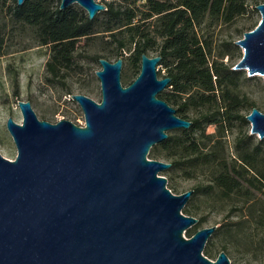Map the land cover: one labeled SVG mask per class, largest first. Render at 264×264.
<instances>
[{"label": "water", "instance_id": "1", "mask_svg": "<svg viewBox=\"0 0 264 264\" xmlns=\"http://www.w3.org/2000/svg\"><path fill=\"white\" fill-rule=\"evenodd\" d=\"M74 3L90 19L106 9L97 0L60 7ZM257 9L259 23L237 40L235 68L264 76V1ZM161 59L143 52L124 85V57H101V100L72 94L84 124L41 119L30 100L19 101L23 121L7 119L17 156L0 152V264H232L225 250L216 259L203 253L217 225L184 235L198 222L182 211L193 189L174 193L159 173L171 162L148 157L169 130L192 123L159 96L171 82L158 75ZM247 119L264 138V111L255 106Z\"/></svg>", "mask_w": 264, "mask_h": 264}, {"label": "trees", "instance_id": "2", "mask_svg": "<svg viewBox=\"0 0 264 264\" xmlns=\"http://www.w3.org/2000/svg\"><path fill=\"white\" fill-rule=\"evenodd\" d=\"M15 1L10 8L12 18L35 27L40 44L51 46L52 53L46 65L52 81L60 77L63 69L75 64L76 43L83 37L108 33L120 56L127 48L131 50L128 58L134 66L143 52L155 49L160 37L158 54L162 59L159 64L168 68L166 75L171 77V82L170 89L162 90L159 96L192 123L189 128H179L177 132L169 130L168 137L155 144L150 154L170 158L171 166L165 172L171 175L176 168L185 169L189 176L198 169L210 171L209 182L193 189L184 207L185 213L194 211V198L204 193L232 202L228 216L245 210L264 225V199L261 198L264 193V138L257 143L253 142L252 134L237 138L236 154L231 159L224 140L227 120L239 118L249 123L247 115L236 111L257 105L248 95L236 90L244 72L211 59V39L204 38L198 28L207 18L232 22L247 11L251 0H109L104 3L106 9L102 19L97 15L90 19L88 13L75 4L62 9L61 2L55 3L56 0H25L22 4ZM139 1L143 3L138 4ZM4 43L0 27V54ZM215 103H218L217 108L189 117L191 106ZM206 123H215L217 131L207 132ZM232 223L236 222H224L216 228L213 238L222 228L232 232ZM198 229L199 225L194 232L190 230V236ZM226 248L223 245V249ZM208 252L206 249V254Z\"/></svg>", "mask_w": 264, "mask_h": 264}, {"label": "rangeland", "instance_id": "3", "mask_svg": "<svg viewBox=\"0 0 264 264\" xmlns=\"http://www.w3.org/2000/svg\"><path fill=\"white\" fill-rule=\"evenodd\" d=\"M97 1L106 3L109 0ZM263 1L251 0L247 11L237 16L232 22L207 18L198 27L204 38L211 39V59L217 60L218 63L223 61L236 69L235 65L243 56V49L237 44V40L243 37L245 31L254 28L259 23L261 13L256 6ZM15 2V0H0V27L5 38L4 49L0 54V152L12 159L17 156L18 150L7 128V119L12 116L18 122L23 121L19 107L20 100H30L41 119L57 122L66 118L78 124H84L83 109L73 99L72 94L83 93L100 101L102 98L101 81L96 74V71L102 68L99 58L104 57L114 61L121 55L108 33L89 38L83 37L76 43L75 64L67 70L63 69L60 77L52 81L46 65L52 53L51 46L40 44L35 27L19 23L12 18L10 8ZM58 2L61 0L55 1V3ZM142 3L143 1L138 2V4ZM74 4L87 13L81 5ZM96 15L101 19L104 18L103 10ZM157 40L155 49L148 50L149 55L159 53L161 49L159 43L162 39L158 37ZM130 54L131 50L128 48L123 54L122 83L124 85L131 83L141 69V60L137 65H132L128 58ZM158 68L159 77L168 73V68L164 64H159ZM239 70L244 72V77L236 90L240 94L248 95L251 100L255 101L257 107L264 111V76L249 75L246 69ZM165 89L169 90L170 87L167 86ZM222 103H225L223 99ZM217 105L218 103L199 107L191 106L189 117L199 116L209 108H217ZM251 110L252 108L245 107L236 112L247 115ZM178 129L175 128L172 131L177 132ZM206 130L209 133H215L217 125L206 123ZM245 134H252L254 143L262 139L252 133L250 121L246 123L239 118L227 120L224 140L229 159L235 157L236 139ZM148 157L168 162L171 160L164 155L154 157L150 152ZM165 170L159 173L167 177V186H172L171 190L177 194L194 189L200 183H208L211 178L208 170L198 169L192 176H189L188 171L183 168H176L172 175ZM261 198L264 199V193L261 194ZM193 206L195 209L190 215L197 217L198 222L200 219L202 221L189 227L184 232L186 237H190L189 231L194 232L198 225L199 229L212 225H217L218 228L224 222H236L232 223V232L222 228L216 237L213 238V234L209 237L210 241H207L203 250L205 255L216 259L218 254L225 250L232 264H264V225L255 217L245 210L235 211L228 216L232 202L204 193L197 194L193 200ZM223 245L227 248L223 249ZM206 249H209L207 254Z\"/></svg>", "mask_w": 264, "mask_h": 264}]
</instances>
